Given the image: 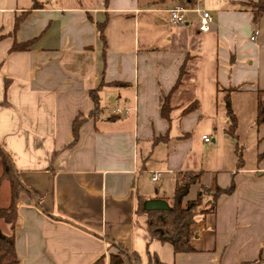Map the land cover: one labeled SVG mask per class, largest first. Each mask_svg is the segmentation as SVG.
Masks as SVG:
<instances>
[{
  "label": "crops",
  "instance_id": "crops-1",
  "mask_svg": "<svg viewBox=\"0 0 264 264\" xmlns=\"http://www.w3.org/2000/svg\"><path fill=\"white\" fill-rule=\"evenodd\" d=\"M38 1L43 7L34 9L35 0H0V145L25 188L14 230L20 264H94L119 246L143 264L148 249L163 264L264 259V124L256 123L264 38L255 36L264 18L255 22L250 8L257 0ZM177 6L189 12L172 26L169 11ZM198 8L213 17L209 32L199 31ZM31 41L27 50H12ZM183 65L167 120L165 97ZM232 88L235 136L227 132L223 91ZM93 90L98 119L91 116ZM194 103L198 108L183 115ZM242 112L257 126L255 167L240 151ZM225 145L228 160L220 153ZM200 171L186 201L203 187L234 183L235 190L218 199L216 213L197 219L194 251L176 254L151 242L147 216L136 210L141 198L171 207L179 175Z\"/></svg>",
  "mask_w": 264,
  "mask_h": 264
},
{
  "label": "trees",
  "instance_id": "trees-1",
  "mask_svg": "<svg viewBox=\"0 0 264 264\" xmlns=\"http://www.w3.org/2000/svg\"><path fill=\"white\" fill-rule=\"evenodd\" d=\"M43 7V4L38 0H35L34 9ZM250 8L253 10V20L255 22L264 18V0H257V2H251ZM21 18L16 22V28L19 27ZM101 37L104 38V33L101 27ZM1 38V37H0ZM34 41L24 44H14L12 50L20 51L27 50ZM186 65H183L180 72V77L171 90L170 94L165 97V103L162 110V115L165 119L170 120L171 107L170 98L174 94L179 86L182 84V78L186 73ZM116 85L123 86L124 84L116 83ZM237 90L236 88L225 89V107L227 117L229 118V128L227 132L235 136L238 126V119L234 112L231 92ZM92 101L95 104V110L91 116L94 119H98L102 113L100 108L99 90H93L90 92ZM198 108V104H191L184 111L183 115L192 112ZM258 125L264 124V102L262 93H259L257 119ZM81 124L80 120H76L74 123V133L78 136V127ZM163 140L162 138L156 139L155 142ZM0 160L2 162V180H6L10 183V204L7 208L0 209V218L10 226V234H5L0 229V264H20V260L17 256L15 249V225L17 222V204L19 197L24 192L25 188L18 177V174L13 165V161L9 154L0 145ZM242 156H239V166L243 165ZM203 175V172H186L180 174L176 183L175 192L173 195V204L168 210L163 211H148L145 208V200L140 199L139 205L136 210V215L147 216V230L151 238V242L159 241L163 244H169L176 254L179 253H191L194 251L192 247V240L197 235L193 231V226L196 224L197 219L207 214L216 213L217 201L223 195L232 194L235 190L234 183L227 189L217 188L211 191L208 188H202L195 200L186 201L189 195L192 185L198 183ZM148 264H163L156 254H151L147 251ZM143 264L141 256L136 252H127L123 247L119 246L116 253L109 255L108 261L104 257L97 260L94 264ZM264 259L261 257L254 262V264L262 263Z\"/></svg>",
  "mask_w": 264,
  "mask_h": 264
},
{
  "label": "rangeland",
  "instance_id": "rangeland-1",
  "mask_svg": "<svg viewBox=\"0 0 264 264\" xmlns=\"http://www.w3.org/2000/svg\"><path fill=\"white\" fill-rule=\"evenodd\" d=\"M255 26H256L255 30L258 31V33H260V36L257 37H259L260 39L264 38V19H262L261 22L256 23ZM251 118L252 117L251 115L248 114V112L241 113V124H240V128L237 131V135L239 136L240 139L239 141V145L241 148L240 151L244 155V160L246 161L249 167H255L257 164V153H256L257 146L255 143V139L257 135V128H256L257 126L256 124L253 123ZM203 129L204 127L201 126L197 130H195L191 135L195 139V142L201 140V131ZM208 136L210 137L211 134L209 133ZM228 147H229L228 145L227 146L225 145L220 152L225 158V160H228L229 156L230 157L232 156L231 155L232 153L231 151H229ZM1 163H0V183L2 182L3 185L0 187V209L7 208L10 202L8 182L6 180H2L3 169ZM9 227L10 226H7L4 223V221L0 218V229L5 231V234L9 233V229H10Z\"/></svg>",
  "mask_w": 264,
  "mask_h": 264
},
{
  "label": "built area",
  "instance_id": "built-area-1",
  "mask_svg": "<svg viewBox=\"0 0 264 264\" xmlns=\"http://www.w3.org/2000/svg\"><path fill=\"white\" fill-rule=\"evenodd\" d=\"M197 14L200 16V25H199V31L201 33L209 32L212 29L213 26V17L212 15L205 10L202 9H196L194 10ZM189 12V10L182 6L174 7L169 11L170 13V24L172 26H178L186 22V15ZM258 34V32L255 33V36ZM255 36L251 38L252 41L255 40ZM203 141L205 143H209L211 140L208 136L203 137ZM160 180V173H155L153 176V181L158 182Z\"/></svg>",
  "mask_w": 264,
  "mask_h": 264
},
{
  "label": "water",
  "instance_id": "water-1",
  "mask_svg": "<svg viewBox=\"0 0 264 264\" xmlns=\"http://www.w3.org/2000/svg\"><path fill=\"white\" fill-rule=\"evenodd\" d=\"M145 208L148 211H163V210H168L170 207L167 205L165 201L153 200L146 202Z\"/></svg>",
  "mask_w": 264,
  "mask_h": 264
}]
</instances>
